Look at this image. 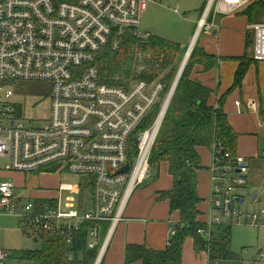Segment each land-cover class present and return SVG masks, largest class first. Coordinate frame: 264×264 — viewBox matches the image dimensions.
I'll return each mask as SVG.
<instances>
[{
  "label": "built area",
  "instance_id": "obj_1",
  "mask_svg": "<svg viewBox=\"0 0 264 264\" xmlns=\"http://www.w3.org/2000/svg\"><path fill=\"white\" fill-rule=\"evenodd\" d=\"M149 1L0 0V159L9 162L0 169V217L17 219L30 235L70 238L89 225L87 248L98 250L93 264L101 263L134 192L154 177L150 155L171 102L174 83L163 95L165 83L139 78L152 73V53L136 51L132 76L118 77V86L102 83L95 64L104 48L116 51L125 34L141 40L149 36L140 24ZM253 1L208 0L195 35ZM247 35L251 59L264 63V11L247 25ZM27 82L48 86V113L39 120L29 118L27 106L16 99L18 91H25L20 84ZM157 104L158 114L149 123ZM212 157L208 202L214 215L207 227L230 221L264 227V209L246 215L234 210L240 201L231 194L246 185L250 173L246 158L224 152L221 143L213 144ZM8 173L26 178L68 173L82 181L75 187L60 184L56 201L44 205L19 194L16 181L1 177ZM85 191L92 208L82 212L83 201L73 196ZM66 192L73 196L63 199ZM259 256L264 260V252ZM8 258L0 250V264ZM66 258L74 261L71 253Z\"/></svg>",
  "mask_w": 264,
  "mask_h": 264
},
{
  "label": "trees",
  "instance_id": "obj_2",
  "mask_svg": "<svg viewBox=\"0 0 264 264\" xmlns=\"http://www.w3.org/2000/svg\"><path fill=\"white\" fill-rule=\"evenodd\" d=\"M260 11H264V0L251 2L247 8L236 14L245 16L251 23L255 13ZM122 39L116 51L106 47L96 59L95 64L101 82L114 86L122 85L118 77L132 76L135 52H149L155 60L150 61L152 73L139 78L165 83L164 95L178 73L181 60L180 46L156 36L141 40L127 33ZM250 44L251 38L248 36L246 51L250 48ZM191 52L166 109L159 135L150 155V164L155 178L159 176L161 165L167 164L173 186L171 190L159 193V199L170 203V212L178 213L180 223L173 228L175 235L172 236L164 251L149 249L144 245H126L124 264L138 260L142 264H182L183 244L187 238L193 240L196 253H207L211 264L235 257L231 247L232 225L213 224L208 228L207 224L200 220L202 213L199 206L202 202L198 197L196 185L198 173L202 169L198 148H210L215 143H221L223 151L234 156L238 134L230 126L227 114L222 110L225 97L220 99L216 107L211 106L208 101L212 91L200 82L191 80L195 65H200L205 70L214 68L215 57L198 46H194ZM240 61L233 88L241 85L245 73L254 62L247 52ZM156 63L159 65L158 68H155ZM159 108L160 105L157 104L150 112L149 123L156 118ZM88 229L89 225L84 224L70 238L43 234L41 235L43 237L42 251L22 252L20 259L33 264H93L98 250L95 248L91 251L87 248ZM199 230L208 232L210 236L207 238L199 233ZM69 253L73 255V262H69L66 258Z\"/></svg>",
  "mask_w": 264,
  "mask_h": 264
},
{
  "label": "crops",
  "instance_id": "obj_3",
  "mask_svg": "<svg viewBox=\"0 0 264 264\" xmlns=\"http://www.w3.org/2000/svg\"><path fill=\"white\" fill-rule=\"evenodd\" d=\"M205 9L206 7L203 9L198 21L201 19ZM240 16L247 21L245 16ZM214 22L215 28L209 31L203 30L198 36L195 35L196 26L186 37L185 33L182 35L178 33L172 38H164L162 36L159 38L178 44L180 53L184 50V54L182 55L181 53L180 55L181 59L185 57L186 52L192 45L202 48L216 59L214 68L205 70L204 67L195 65L191 80L200 82L212 91L209 96V105L216 107L220 99L223 96L225 97L222 110L227 114L230 126L238 134L235 155L246 158L250 171L246 185L235 194L239 198L241 205L244 202V197L241 193L250 187L255 188L259 181H264V157L261 156L262 152H264V63L253 62L245 73L241 85L233 88L239 64L241 63L240 59L247 52V25L249 23L244 25L239 18H230L229 16L218 17ZM148 29V26L145 28L141 27L143 33L153 36ZM238 102L239 106L236 105ZM197 151L200 157V166L202 167L198 173L196 185L198 197L202 202L199 206L202 216L199 218L201 221L206 222L214 215V212L209 209L208 202L211 189L209 168L213 161L212 147H199ZM158 174V177H153L149 182L138 188L128 201L124 221L112 233L100 264H124L126 245H144L157 251L166 250L173 236L171 232L180 223V218L177 212H170V203L167 200L159 199V193L171 190L173 186V179L168 173L166 163L161 165ZM45 175L54 176V174ZM45 175L39 176L45 177ZM1 177L15 179L17 192L23 194L20 190H22L26 182L28 183V178L19 174L9 173L1 174ZM81 181L82 179H80L79 183ZM58 188L53 190L45 189L40 192H34V194L28 191L25 193L45 205L56 201L59 196ZM75 197L76 199L81 198L83 201L81 204L82 212L91 210V196L88 192H82L81 195H76ZM258 199V195H256L253 201ZM257 229H264V227H257ZM34 240H37L36 242L39 241L37 238H34ZM233 241L231 247L235 257L216 261L213 264H264V260L260 259V256L258 261L243 259L245 254H239L234 251ZM181 263L211 264L208 261L206 252H195L191 238H187L183 244ZM129 264H142V262L138 260Z\"/></svg>",
  "mask_w": 264,
  "mask_h": 264
},
{
  "label": "rangeland",
  "instance_id": "obj_4",
  "mask_svg": "<svg viewBox=\"0 0 264 264\" xmlns=\"http://www.w3.org/2000/svg\"><path fill=\"white\" fill-rule=\"evenodd\" d=\"M207 0H150L147 4L148 10L141 15L140 24L145 28L148 26V31L153 36L172 38L176 34L180 35L193 31L198 19L205 8ZM177 10V12H175ZM239 14V13H238ZM260 12L255 13L253 21H259ZM230 18H239L244 25L249 22L240 15H230ZM246 24V25H247ZM179 35V36H180ZM174 38V37H173ZM182 50V55L184 54ZM249 57L252 56L250 48L247 50ZM183 58L180 60V64ZM179 64V66H180ZM175 79V78H174ZM174 81V80H173ZM172 81V82H173ZM21 90L25 88L24 92H17L16 99L27 106V116L35 120H39L41 115L48 113L49 101L44 98L48 93V86L45 83L27 82L20 84ZM15 99V98H14ZM43 109V111H42ZM45 109V110H44ZM28 125V123L26 124ZM9 165L7 160L0 159V169ZM12 179V178H11ZM80 177L73 176L68 173L54 174V176H30L22 190L34 192L43 191L45 189H57L60 183L71 185L75 187L80 181ZM15 182L16 180L13 179ZM149 181H146L147 183ZM143 183V184H145ZM140 185L138 188L143 186ZM264 181H259L255 188L250 187L244 190L241 195L244 197L243 203L238 202L234 204V210L243 214L257 213L264 209V194H262ZM137 188V189H138ZM238 192V191H237ZM233 192L231 195H235ZM258 195V200L253 201L254 196ZM73 196L70 193H63L62 198ZM76 198L75 196H73ZM232 225L233 232V247L234 251L239 254H245L243 259L257 260L260 250L264 252V229H257L244 223L237 224L234 221L229 222ZM37 236L39 241L35 242L33 236ZM30 235L24 233L20 222L17 219L9 216L0 217V250L5 251L9 258L6 264H33L29 261L20 259L22 252L42 251L43 237L38 233ZM238 235V239H237ZM253 247H251V246ZM246 247V248H245Z\"/></svg>",
  "mask_w": 264,
  "mask_h": 264
},
{
  "label": "water",
  "instance_id": "obj_5",
  "mask_svg": "<svg viewBox=\"0 0 264 264\" xmlns=\"http://www.w3.org/2000/svg\"><path fill=\"white\" fill-rule=\"evenodd\" d=\"M193 46L194 45H192V47L186 52L187 54L185 55V57L183 58L180 66H179V70H178V73H177V75H176V77H175V79L173 81L174 84H173V87H172L171 93H170V98L171 99H172L173 93H174V91H175V89H176V87L178 85V81H179V79H180V77H181V75H182V73H183V71L185 69L184 67H185V65L187 64V62H188V60L190 58ZM127 169H128V167H125L122 171H127ZM34 241L36 242L37 240H34Z\"/></svg>",
  "mask_w": 264,
  "mask_h": 264
}]
</instances>
